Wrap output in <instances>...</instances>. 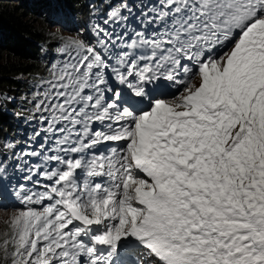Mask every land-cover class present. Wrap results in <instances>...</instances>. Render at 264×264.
<instances>
[{"label":"snow or ice","instance_id":"snow-or-ice-1","mask_svg":"<svg viewBox=\"0 0 264 264\" xmlns=\"http://www.w3.org/2000/svg\"><path fill=\"white\" fill-rule=\"evenodd\" d=\"M151 19L112 57L99 25L58 50L34 96L48 167L24 178L49 183L12 191L4 264H264V0H160Z\"/></svg>","mask_w":264,"mask_h":264},{"label":"trees","instance_id":"trees-1","mask_svg":"<svg viewBox=\"0 0 264 264\" xmlns=\"http://www.w3.org/2000/svg\"><path fill=\"white\" fill-rule=\"evenodd\" d=\"M130 1L132 3H130ZM156 0H144L154 3ZM133 9L140 8V0H0V94L9 93L7 98L25 96L30 98L29 87L25 80L29 78L43 79L48 68V57L39 59V43H44V28L47 13L46 6H56L66 9L72 16L80 19L98 20L107 15L112 7L120 9L122 5ZM122 11H126L123 9ZM67 13L64 19L69 18ZM45 80V79H44ZM8 99L0 101V137L6 132L27 133L28 127L20 125L23 114L21 110Z\"/></svg>","mask_w":264,"mask_h":264},{"label":"rangeland","instance_id":"rangeland-1","mask_svg":"<svg viewBox=\"0 0 264 264\" xmlns=\"http://www.w3.org/2000/svg\"><path fill=\"white\" fill-rule=\"evenodd\" d=\"M142 1L143 0H140V2H142ZM133 2H134V0H133ZM130 3H132V2L130 1ZM113 8L114 7H112V9ZM129 9L131 10L132 7H129ZM126 10H127V8H126ZM56 11L59 14H61V15H66L67 14V12L64 9H62L61 7H58L56 9ZM45 12L48 15V11L45 10ZM108 16H109V13L107 15H105L100 22H96L97 24L95 23V27L97 25H99V27L102 28L101 23H103V22L107 23V21H110V18ZM46 22H47L45 24L46 27L43 30L44 38H47V40H49V43H51V47H48V46H46L44 44H42V45L40 44V46H42L43 50H46L47 48L58 47V45H61V44L65 43V39L64 38H70V37L71 38H80V39L83 38V39L88 40L91 43H95L96 42V40L94 38H92L91 34L88 32L87 25L81 23L80 19H78V25H81V27L76 30L77 33H72V32L65 31L61 26L56 25V22H54V21L52 22L51 20H49V18L48 19L46 18ZM78 25H77V27H78ZM113 42H114V39H113ZM113 42H112V44H113ZM112 44L109 45L111 50H112ZM47 53H51V51H47ZM108 55L111 57V51H109ZM51 69H50V67L48 68L47 73L45 74L43 79H50L51 78L50 77ZM21 79L25 80L26 84L29 87L28 90L31 93L30 94V98L25 97V96H21V97L14 96V97H11V98H9V97L7 98L6 96H9L10 94L9 93H4L3 98L1 97V94H0V101L4 102V99H8L13 104H18V107H19L18 110H21V112L17 113V115L23 114V116H24L23 117V122L24 123L26 122L27 119H29V117H30L29 115L31 113H34L35 116L32 118L33 121H29V122H27L25 124L29 125V126H32L34 131H36L37 130L36 129L37 125L41 121V119H40V114L35 112V110H34V104L36 102V100L34 99V96H35V94L37 92H41V91L44 90V88L42 87V82L43 81H41V79H36V78L33 81H30L29 78H21ZM46 123H47V121H45L44 125H46ZM42 132H44V131H42ZM6 143H10V142L7 140ZM27 144H29V143L27 142L24 145H27ZM0 147H2V146H0ZM15 152H16L17 155L13 156L12 151L9 150L8 154L5 157H2L0 159V161L3 162L4 168L6 169L5 173H8V171L11 168V164L16 160L17 157H19L21 155L22 146L16 147L15 148ZM29 164H31V162ZM47 167H48L47 164H44L41 161H38V162H34L33 163V165L31 166V169L34 170L36 168H39V169H41V171H43ZM27 175H29L28 172H27ZM33 175H34L36 180L40 181L41 185L43 183L48 182L47 180H45L42 177H40L38 174H33ZM36 186L37 187H35L33 189V191H41V190H43V189L40 188L39 185H36ZM15 210L16 209H11V208L8 209V210H0V232H3L4 228H5V225H4L3 222L5 220L9 219L11 214ZM0 264H4L2 258H0Z\"/></svg>","mask_w":264,"mask_h":264},{"label":"clouds","instance_id":"clouds-1","mask_svg":"<svg viewBox=\"0 0 264 264\" xmlns=\"http://www.w3.org/2000/svg\"><path fill=\"white\" fill-rule=\"evenodd\" d=\"M49 7H50V6H48V8H49ZM48 15H49V14H48ZM48 15H47V16H48ZM48 17H49V16H48Z\"/></svg>","mask_w":264,"mask_h":264}]
</instances>
